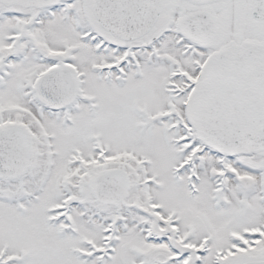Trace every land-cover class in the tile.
<instances>
[{"label": "snow or ice", "instance_id": "6c2138e0", "mask_svg": "<svg viewBox=\"0 0 264 264\" xmlns=\"http://www.w3.org/2000/svg\"><path fill=\"white\" fill-rule=\"evenodd\" d=\"M0 264H264V0H0Z\"/></svg>", "mask_w": 264, "mask_h": 264}]
</instances>
